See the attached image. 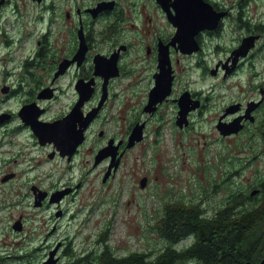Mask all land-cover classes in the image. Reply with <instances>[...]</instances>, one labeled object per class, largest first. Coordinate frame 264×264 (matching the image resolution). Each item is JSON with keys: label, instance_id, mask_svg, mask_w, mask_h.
<instances>
[{"label": "flooded vegetation", "instance_id": "1", "mask_svg": "<svg viewBox=\"0 0 264 264\" xmlns=\"http://www.w3.org/2000/svg\"><path fill=\"white\" fill-rule=\"evenodd\" d=\"M261 60L264 0H0L1 181L12 175L2 183L19 204L24 163L52 179L43 185L38 176L31 183L33 204L41 190L48 192L38 209H51L52 221L33 249L36 256L44 250L35 264L53 250L56 264H94L106 246L112 250L104 230H83L87 217L79 230L59 238L66 203L96 181L103 194L125 164L133 180L137 158L150 149L162 154L165 176L170 161L182 157L184 135L212 112L216 128L237 119L243 125L225 135L218 131V141H242L244 134L253 141L258 134L263 155ZM227 153L215 152L211 164L212 176H222L214 178V193L257 158ZM143 178L152 182L143 175L137 188ZM248 186L256 195L262 190L261 183ZM62 190L68 191L62 200L50 202ZM83 206L77 204L69 222L78 221ZM20 217L23 230L12 233L25 238L26 216ZM1 252L0 264L34 257Z\"/></svg>", "mask_w": 264, "mask_h": 264}, {"label": "rangeland", "instance_id": "2", "mask_svg": "<svg viewBox=\"0 0 264 264\" xmlns=\"http://www.w3.org/2000/svg\"><path fill=\"white\" fill-rule=\"evenodd\" d=\"M260 68L264 69V60L259 62ZM200 83V82H199ZM234 81L229 82L233 84ZM220 94H222V91ZM217 104V109L221 105ZM213 112L207 117L200 118L195 125V132L186 133L184 142L181 145V158H174L170 161L163 176L164 168L162 154L155 152L153 149L146 151L144 158H137L138 164L134 172L133 180L128 178L126 164L116 175L111 186H104L103 194H100L101 188L96 181L91 188L87 184L73 201L67 202L68 214L60 221L59 238L66 232L79 230L74 222H69L70 214L76 212L77 204L84 202V211L79 215V221L88 220L83 225L85 231L104 230L105 242L111 246L112 250L118 255H127L132 251H152V257L162 251L167 242L157 233L154 225L159 218L165 214V207L178 199L187 203H198L202 201L207 210L213 213L227 202L230 194L238 190H249L248 184L260 183L264 177V154L259 153V135L253 141L249 139L232 142L218 141V129L212 120ZM171 126L168 134L171 137ZM230 143L232 145H230ZM229 151L225 156L232 157V153H238L247 156H256L255 160L247 163V167L240 175L233 174V183L223 186L217 193L213 192L214 178L221 180L220 175L212 176V172L206 169L205 164L211 166L218 160L220 152ZM215 152L218 156L215 155ZM34 157L39 158L40 153L34 152ZM170 154L172 152L170 151ZM250 161V159L248 160ZM30 163H24L22 176L19 181L22 184L20 188L21 202L15 203L13 196L6 195L10 190V185H3L0 176V251L3 255H11L12 252L22 256L26 253H32L33 259L28 260L16 259L9 257L3 260L4 264H35L43 256L44 250H40L37 256L34 254V247H38L41 240L44 239L46 231L52 227L51 209H38L33 206L31 183L38 176L43 185L52 183L46 171H37L28 169ZM3 168H0V173ZM127 174V176H126ZM150 174V181L146 187L137 188L139 178L143 175ZM169 176L173 179L171 183ZM213 188V189H212ZM99 195L101 198L99 199ZM258 194V196H260ZM192 198V199H191ZM94 210L91 212L90 207L94 202ZM93 208V207H92ZM25 215V229L28 231L25 238L22 235L12 233L14 221L19 215ZM84 221V220H83ZM16 232V231H15ZM54 239V237L52 238ZM6 241V242H5ZM23 243L20 244V242ZM190 239L181 242L184 245ZM5 242V243H4ZM18 242V243H17ZM189 264H196L194 261Z\"/></svg>", "mask_w": 264, "mask_h": 264}, {"label": "trees", "instance_id": "3", "mask_svg": "<svg viewBox=\"0 0 264 264\" xmlns=\"http://www.w3.org/2000/svg\"><path fill=\"white\" fill-rule=\"evenodd\" d=\"M205 167L212 169L209 163ZM260 183V196L238 190L213 213L202 201L178 199L167 205L154 225L167 245L154 257L152 251L118 256L106 246L91 260L94 264H259L264 258V177ZM185 238L191 242L179 246Z\"/></svg>", "mask_w": 264, "mask_h": 264}, {"label": "water", "instance_id": "4", "mask_svg": "<svg viewBox=\"0 0 264 264\" xmlns=\"http://www.w3.org/2000/svg\"><path fill=\"white\" fill-rule=\"evenodd\" d=\"M2 117H3V115L1 114L0 115V123H1V120H2ZM185 118L187 119V115L185 114ZM186 123V124H185ZM185 123L184 122H182V120H181V117H179V124L181 125V126H183L184 124L185 125H188V120H186L185 121ZM243 127V125L241 124V119H237V120H234L233 122H231V123H225V122H220L219 124H218V129L220 130V132L222 133V134H227V133H232V132H237L238 130H240L241 128ZM35 129V131H36V133H38L39 134V131L36 129V128H34ZM45 129H46V131H49V128H48V126H45ZM138 135L139 133L137 132V133H133V135ZM134 138V137H133ZM138 139L140 138V137H137ZM108 176V174H106V176H105V178ZM12 177V175H6V176H4L3 178H2V181H7V180H9L10 178ZM146 184H147V179H142L141 180V186L142 187H145L146 186ZM34 190H35V187H34ZM258 190H254V191H252V195H254V194H256V192H257ZM66 192H68V191H65V190H63V191H57V192H54L52 195H51V198H50V201L51 202H60L61 201V199L63 198V196L65 195V193ZM47 197V192H41V194L39 195V199L37 198V196H36V200H35V203H34V205L35 206H39V205H41V200H43V199H45ZM61 213L58 211L57 212V216H59ZM13 227H14V229H16V230H22V228H23V224H22V221H21V218L20 219H18L17 221H15V223H14V225H13ZM56 253V250H53L52 252H51V257L49 258V260H47V261H45L43 264H56V262L58 261L57 259H52V255H54ZM259 264H264V258L261 260V262L259 263Z\"/></svg>", "mask_w": 264, "mask_h": 264}]
</instances>
